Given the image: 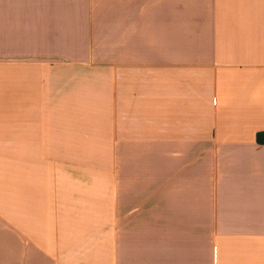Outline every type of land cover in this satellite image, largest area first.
<instances>
[{"label":"crops","instance_id":"1","mask_svg":"<svg viewBox=\"0 0 264 264\" xmlns=\"http://www.w3.org/2000/svg\"><path fill=\"white\" fill-rule=\"evenodd\" d=\"M0 264H264V0H0Z\"/></svg>","mask_w":264,"mask_h":264}]
</instances>
